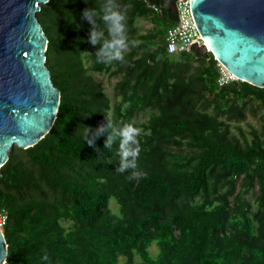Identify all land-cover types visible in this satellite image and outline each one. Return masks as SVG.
Listing matches in <instances>:
<instances>
[{"label":"trees","instance_id":"obj_1","mask_svg":"<svg viewBox=\"0 0 264 264\" xmlns=\"http://www.w3.org/2000/svg\"><path fill=\"white\" fill-rule=\"evenodd\" d=\"M175 1L119 0L131 5L128 35L139 43L111 64L96 62L83 17L103 0L41 5L60 103L49 133L27 149L14 146L0 167L5 264H264V87L239 79L219 86L209 50L168 54ZM140 19L150 24L145 33ZM98 73L118 78L114 101ZM147 108L154 113L138 124L145 175L129 179L116 170L118 141L105 149V133L93 148L78 128L94 131L105 118L133 123ZM259 113V128L232 133L230 121Z\"/></svg>","mask_w":264,"mask_h":264},{"label":"water","instance_id":"obj_2","mask_svg":"<svg viewBox=\"0 0 264 264\" xmlns=\"http://www.w3.org/2000/svg\"><path fill=\"white\" fill-rule=\"evenodd\" d=\"M48 1L0 0V167L14 146H34L56 119L60 90L46 65L48 40L37 15ZM190 6L218 63L264 87V0H190ZM6 257L0 228V264Z\"/></svg>","mask_w":264,"mask_h":264},{"label":"clouds","instance_id":"obj_3","mask_svg":"<svg viewBox=\"0 0 264 264\" xmlns=\"http://www.w3.org/2000/svg\"><path fill=\"white\" fill-rule=\"evenodd\" d=\"M131 5H121L119 0H103L100 9L87 8L83 17L91 26L88 42L96 48L92 53L97 63L111 64L125 62V51L130 46H137L139 41L130 39L127 29V14ZM130 105L124 104L123 109ZM122 109V110H123ZM106 124L99 125L94 131L90 127L80 126L84 131V140L95 148L96 140L107 133L104 148L110 149L118 141V172H129V179H137L145 175L138 168L141 152L139 137L142 129L131 122H113L105 118ZM91 133V136L89 135ZM98 151V149H96ZM47 259V256L44 257Z\"/></svg>","mask_w":264,"mask_h":264},{"label":"built area","instance_id":"obj_4","mask_svg":"<svg viewBox=\"0 0 264 264\" xmlns=\"http://www.w3.org/2000/svg\"><path fill=\"white\" fill-rule=\"evenodd\" d=\"M175 11L177 22L169 28L165 35V46L168 54H177L190 50L192 47L204 48L206 43L199 34L193 19L190 0H176ZM220 65V64H219ZM219 86L226 85L237 79L224 66L220 65ZM8 219L5 210H0V228L6 224Z\"/></svg>","mask_w":264,"mask_h":264},{"label":"rangeland","instance_id":"obj_5","mask_svg":"<svg viewBox=\"0 0 264 264\" xmlns=\"http://www.w3.org/2000/svg\"><path fill=\"white\" fill-rule=\"evenodd\" d=\"M39 13V12H38ZM136 27L138 29L139 32L141 33H145L149 27L150 24L148 21L144 20V19H140L136 22ZM202 50H209L207 47L202 48ZM197 66V63H192L190 65L189 70H187L185 72L186 75H189L191 73H193L195 71V68ZM95 78L100 81L104 88H105V93L107 94L108 97H110L113 101H114V86L116 81L118 80L117 77H111L108 76L107 74H102V73H98L95 75ZM154 113L153 109L147 108L146 110L139 112L138 114H136L133 119L132 122L133 124L139 127V123L142 121H145L147 118H149V116ZM261 113H259L256 116H253L251 114L247 115V118L244 121H230V127H231V131L233 134H237L238 130L241 129L243 130L246 135L248 136V131H249V126H254L256 128H259L260 123H261ZM248 199L251 203L254 204V198L253 196L249 195ZM110 208L114 211H117V204L115 203L114 200L111 201L110 203ZM149 252L152 256H155L158 252V247L156 246L155 243H153L150 248H149Z\"/></svg>","mask_w":264,"mask_h":264},{"label":"bare ground","instance_id":"obj_6","mask_svg":"<svg viewBox=\"0 0 264 264\" xmlns=\"http://www.w3.org/2000/svg\"><path fill=\"white\" fill-rule=\"evenodd\" d=\"M205 43H206V47H207L209 50H211V48H212V43H211V41H210L209 39H206V40H205Z\"/></svg>","mask_w":264,"mask_h":264}]
</instances>
